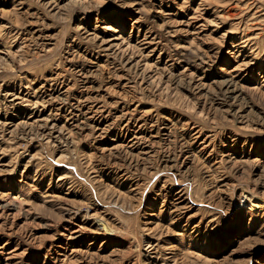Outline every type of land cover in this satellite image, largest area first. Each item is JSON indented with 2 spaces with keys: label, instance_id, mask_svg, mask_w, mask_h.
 <instances>
[{
  "label": "rangeland",
  "instance_id": "obj_1",
  "mask_svg": "<svg viewBox=\"0 0 264 264\" xmlns=\"http://www.w3.org/2000/svg\"><path fill=\"white\" fill-rule=\"evenodd\" d=\"M0 264H264V0H0Z\"/></svg>",
  "mask_w": 264,
  "mask_h": 264
},
{
  "label": "bare ground",
  "instance_id": "obj_2",
  "mask_svg": "<svg viewBox=\"0 0 264 264\" xmlns=\"http://www.w3.org/2000/svg\"><path fill=\"white\" fill-rule=\"evenodd\" d=\"M80 109V108H79Z\"/></svg>",
  "mask_w": 264,
  "mask_h": 264
}]
</instances>
